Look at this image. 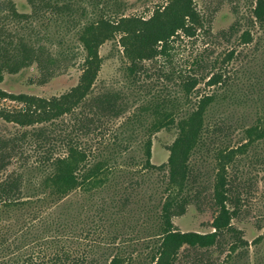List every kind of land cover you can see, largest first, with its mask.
I'll use <instances>...</instances> for the list:
<instances>
[{
	"label": "trees",
	"instance_id": "1",
	"mask_svg": "<svg viewBox=\"0 0 264 264\" xmlns=\"http://www.w3.org/2000/svg\"><path fill=\"white\" fill-rule=\"evenodd\" d=\"M26 1L29 12H21L15 0H0V82L6 73L33 64L42 81L54 75L60 59L40 40L43 33H32L50 15L49 20H65L77 29L85 59L79 82L61 95L46 98L0 89L1 99L23 104L0 107V118L16 126L0 135V251L14 245L19 251L17 240L29 238L18 264H101L98 255L110 253L103 264H184L192 252L222 248L227 234L233 237V249L248 245L233 226L248 207L243 196L249 179L239 172V154L264 141V100L248 125L234 113L215 114L214 109L237 97L233 87L241 73L236 64L248 58L244 50L262 47L264 33L256 27L264 32V0H251L252 13L238 15L218 34L206 25L195 0H168L148 18L126 16L128 0ZM200 35L213 42L235 38L243 48L216 56L214 47L205 45L185 69L169 68L165 62L173 59L176 38ZM113 40L130 61L131 91L97 88L100 48ZM201 82L211 90L201 92ZM260 84L264 94V82ZM135 106L137 111L127 116ZM125 115L127 120L117 124ZM162 130L174 131L175 138L168 161L158 165L152 161V137ZM239 133L245 140L235 144ZM141 134L142 171L159 175L162 195L132 203L137 196L131 192L133 184L112 192L110 176L118 157L133 151ZM196 154L205 164L213 163L210 202L216 215L214 230L207 233L181 231L173 221L191 205L201 208L210 188L202 180L211 172L204 179ZM73 193H80V203L66 211L60 202ZM54 205L59 212H52ZM139 216L141 222L135 219ZM145 241L150 242L148 251L134 261L133 250ZM194 259V264H205L201 255Z\"/></svg>",
	"mask_w": 264,
	"mask_h": 264
},
{
	"label": "rangeland",
	"instance_id": "2",
	"mask_svg": "<svg viewBox=\"0 0 264 264\" xmlns=\"http://www.w3.org/2000/svg\"><path fill=\"white\" fill-rule=\"evenodd\" d=\"M18 9L21 12H29L30 7L26 0H15ZM168 0H128V8L125 11L126 16H141L148 18L154 12V10L162 5H165ZM199 9L206 16V25H210L212 33L218 34L223 30L228 29L231 24L237 19L238 15L248 16L252 13L251 0H195ZM253 3V4H252ZM51 16V15H50ZM50 16L43 17V21H38L36 25L37 34L32 31L34 37L38 35V32L43 33L39 36L40 40L46 44L51 50V53L60 59L59 68L54 75L45 81L40 78L41 73L36 64L29 67H25L16 73H6L4 80L0 82V89L10 93L20 94L25 93L29 95H35L39 97L50 98L52 96L61 95L69 91L75 86L81 77L83 72V63L85 57V50L83 45L79 41L77 29L70 28L66 24L65 20L50 19ZM259 34H263L258 26L256 27ZM212 37L207 35H200L193 38L190 37H177L173 42L174 49L172 51L173 59L166 61L169 68L175 66L185 69L189 65V61L193 55L203 49L205 45H212L215 49V55H219L227 50L236 49L237 51L243 48L242 44L236 41L235 38L231 42L224 41L222 39L212 41ZM252 48L246 49L245 55L248 56L242 64L240 61L236 64L239 67L240 79L237 80V84L233 87L235 89L237 97L222 100L216 105L214 112L228 114L234 113L237 117L241 118L243 125L252 123V120L257 117L259 112V106H262L264 100V94H260L262 88L261 82H264V42L260 50L255 51ZM100 54L103 57L102 67L98 77L97 88L103 87H119L131 91L130 86L132 83L127 74V66L130 61L124 53L123 47H121L115 40L105 42L100 48ZM163 61V58H159ZM240 64V65H239ZM151 68L153 65H150ZM176 84L175 82H173ZM255 84V86H254ZM199 87L201 92L210 91L211 88L201 82ZM263 89V88H262ZM172 91V90H171ZM180 94L176 92L175 95ZM247 100H244V97ZM262 96V98H261ZM261 98V100L259 99ZM252 99H257L254 102ZM263 99V100H262ZM22 103L12 101L10 99L0 98V107L6 108H18L22 107ZM138 107V106H137ZM137 107L132 108L126 115H132L134 111H137ZM119 119L118 123L127 120V116ZM16 126L12 123H7L0 118V135H7L13 132ZM142 135L136 136L135 142L132 144V150L129 153L118 157V161L115 164L116 168L111 174L109 186L112 192L118 188H124L131 185V192H134L135 199L132 203L152 200L149 195L158 198L162 195L161 183L159 175L156 173L147 175L142 171L140 161L142 153L140 152V140ZM175 138L174 131L162 130L156 132L152 139V161L155 164L166 163L170 156L169 146ZM235 144L241 143L245 140L242 133H239L235 137ZM130 141V139H129ZM195 160L199 162L200 167L205 172L204 179L212 171L213 163L205 164L198 154L195 156ZM241 158V170L244 172L243 179L249 183L248 189L244 192V198L247 200V210L239 213L237 217L233 219V226L240 230V236L248 241V245L239 246L233 249L231 243L233 237L227 234L224 238L225 244L222 248L213 247L207 251L192 252L184 259V264H194V256L201 255L205 264H264V141H260L253 146L249 147L247 152L240 153ZM211 160L213 161L212 157ZM214 173L211 172L207 181L202 180L207 187L204 196V203L201 208L191 205L186 213L174 216L173 221L178 229L181 231H197L201 233H207L214 230L212 221L216 215V209L211 204L212 198V182ZM139 183V185H138ZM137 184V185H136ZM116 185V186H115ZM136 185V190H135ZM148 193L145 196L144 193ZM80 193H73L64 198L60 205L64 207V210L71 211L76 208L77 202L81 200ZM145 196V197H144ZM80 203V202H78ZM56 205V204H55ZM54 205L52 212H59L60 206L56 208ZM153 203L151 202L152 206ZM131 207L136 209V205L132 204ZM214 207V208H213ZM137 215V214H136ZM136 217V216H135ZM141 216L135 218L141 222ZM147 222V221H146ZM149 221L144 224L148 226ZM138 226L142 232H145V226ZM29 238L17 240V244L21 247V250H16L15 246H12L9 250L0 251V264H18L24 253L28 250L27 244ZM143 242V241H142ZM133 250L134 261H139L143 256L141 253L148 251L146 241L141 243ZM132 248V247H131ZM130 249V248H129ZM98 249V251H101ZM110 250V249H109ZM115 252L114 249L110 250ZM112 253L107 255H98L101 259L99 262L103 264L105 259L112 257ZM192 256V257H190ZM191 259L190 263L185 262L187 259Z\"/></svg>",
	"mask_w": 264,
	"mask_h": 264
}]
</instances>
